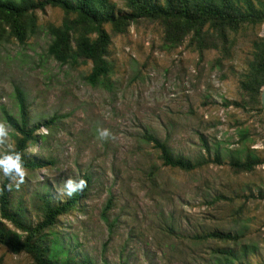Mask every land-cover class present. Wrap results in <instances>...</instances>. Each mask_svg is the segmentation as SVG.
<instances>
[{
  "label": "rangeland",
  "instance_id": "obj_1",
  "mask_svg": "<svg viewBox=\"0 0 264 264\" xmlns=\"http://www.w3.org/2000/svg\"><path fill=\"white\" fill-rule=\"evenodd\" d=\"M111 1L127 11L122 0ZM36 15L39 31L26 45L0 40V122L9 129L0 154L13 149L19 135L8 122L20 120L17 89L28 105L29 127L56 117L27 149L29 159L50 165L25 170L18 187L12 183L24 222L40 221L36 206L42 197L68 199L58 194L64 179L89 175L83 211L60 220L59 231L77 254L99 264H210L222 258L220 250L231 249L245 250L236 264H264V198L251 197L264 194V163L242 174L227 166L245 161L250 145L264 160V112L259 105H226L242 101L238 75L263 27L239 35L233 54L219 65L220 52L199 53L189 47L190 38L166 49L157 22L140 20L116 35L106 25L113 71L105 88L87 83L91 63L75 67L48 57V26L60 25L64 12L47 7ZM98 128L110 136L99 139ZM146 135L200 166L192 172L164 166ZM212 232L238 238H203ZM0 264L33 263L0 247Z\"/></svg>",
  "mask_w": 264,
  "mask_h": 264
},
{
  "label": "trees",
  "instance_id": "obj_2",
  "mask_svg": "<svg viewBox=\"0 0 264 264\" xmlns=\"http://www.w3.org/2000/svg\"><path fill=\"white\" fill-rule=\"evenodd\" d=\"M127 11H120L111 0H0V40H13L26 45L39 31L37 11L47 7L61 9L64 19L60 25H49L51 41L47 48L48 57L62 65L80 66L91 63L86 81L92 87L109 88L108 77L112 64L108 60L111 35L105 29L110 25L113 34H126L131 24L140 20L157 22L163 29V42L166 49H176L190 38L189 47L199 53L216 50L222 54L218 60L230 58L236 46L237 37L246 35L250 30L263 27L264 0H122ZM246 69L239 77L241 103L228 102L226 105L243 107L261 104V88L264 86V36H256L250 41V55L245 63ZM16 98L20 120L13 117L8 122L19 135L15 137L13 150L21 153L24 169L33 172L49 163L29 159L27 149L37 139L36 130L45 126L53 128L55 118L41 126L29 127L28 105L23 93L17 89ZM44 138V137H42ZM147 141L160 153L162 164L184 172H192L195 165L182 157L171 154L165 142L146 135ZM246 138L241 139L244 142ZM214 162L220 164L215 156ZM52 163V161L50 162ZM264 163L259 152L247 148L245 161H231L227 166L233 173H250ZM87 186L63 203L42 197L36 206L40 221L27 225L23 220V203H14V184L6 178L0 185V220L14 226L22 234L12 231L0 221V247L14 255H27L33 264H99L85 255L77 254L78 247L70 249L68 238L60 233L61 218L77 211H83L91 178L82 177ZM264 198L260 192L251 195ZM205 239H217L225 243L236 241L238 235L212 232ZM245 254V250L241 252ZM231 249L220 250L222 258L213 259L210 264H236L243 257ZM101 264H107L102 261ZM125 264V263H120ZM242 264V263H240Z\"/></svg>",
  "mask_w": 264,
  "mask_h": 264
},
{
  "label": "clouds",
  "instance_id": "obj_3",
  "mask_svg": "<svg viewBox=\"0 0 264 264\" xmlns=\"http://www.w3.org/2000/svg\"><path fill=\"white\" fill-rule=\"evenodd\" d=\"M47 129L41 126L36 130L37 135L46 134ZM98 138L105 139L110 136L108 130L97 129ZM9 136V129L5 123L0 122V141L6 140ZM0 176L14 183L17 187L24 182L25 169L21 159V153L11 147L3 154H0ZM87 182L81 177L72 179L71 177L62 181V186L58 189V194L71 198L78 192H83Z\"/></svg>",
  "mask_w": 264,
  "mask_h": 264
},
{
  "label": "water",
  "instance_id": "obj_4",
  "mask_svg": "<svg viewBox=\"0 0 264 264\" xmlns=\"http://www.w3.org/2000/svg\"><path fill=\"white\" fill-rule=\"evenodd\" d=\"M263 29H264V24H263ZM263 36H264V34H263ZM261 104H262V108L264 111V86L261 88Z\"/></svg>",
  "mask_w": 264,
  "mask_h": 264
}]
</instances>
